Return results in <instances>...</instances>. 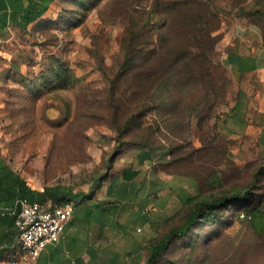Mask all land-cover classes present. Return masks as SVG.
<instances>
[{"label":"rangeland","instance_id":"374dc122","mask_svg":"<svg viewBox=\"0 0 264 264\" xmlns=\"http://www.w3.org/2000/svg\"><path fill=\"white\" fill-rule=\"evenodd\" d=\"M263 31L264 0H55L0 37V155L35 189L62 183L100 194L121 169L128 178L145 169L143 206L170 214L149 231L161 236L183 217L188 194L221 188L211 179L248 186L264 170L259 143L221 130L245 77H264L232 70L225 57L253 53L244 43L263 46ZM198 45L208 62L194 54ZM144 151L152 158L140 164ZM244 211L198 224L158 264H264V232Z\"/></svg>","mask_w":264,"mask_h":264},{"label":"crops","instance_id":"0c3cea01","mask_svg":"<svg viewBox=\"0 0 264 264\" xmlns=\"http://www.w3.org/2000/svg\"><path fill=\"white\" fill-rule=\"evenodd\" d=\"M244 44L253 53L231 51L225 57L226 63L232 70L245 75L264 73V45L259 46L256 39ZM245 78L250 81L236 91L235 100L230 113L222 122L221 130L229 140L237 142L238 139L252 138L264 148V119H258V116L264 118V77ZM254 82L256 86H252ZM253 113L254 118L251 116ZM141 154H137L140 164L152 158L151 154L150 158L142 159ZM126 172V169H121L105 188H98L104 190L102 193L85 191L91 196L71 203L73 212L68 220L71 229L66 232V223L60 238L45 247L35 264H146L147 239L155 238L154 231H149L152 226L160 225L170 214L166 218L156 216L155 212L150 213V209L143 206L141 200L147 195L145 169L137 168L132 178H128ZM191 195L188 194L184 200ZM20 198L0 182V264H5L3 259L18 244L15 213L11 211L20 209ZM119 239L128 242L125 250H111L110 245Z\"/></svg>","mask_w":264,"mask_h":264},{"label":"trees","instance_id":"16d2710c","mask_svg":"<svg viewBox=\"0 0 264 264\" xmlns=\"http://www.w3.org/2000/svg\"><path fill=\"white\" fill-rule=\"evenodd\" d=\"M55 0H0V37L4 35L10 26L27 28L30 24L39 20L48 10ZM203 29V27H201ZM214 28H208L212 32ZM264 33V31H263ZM190 40V39H188ZM264 45V43H263ZM187 46L193 47L192 44ZM197 53L201 55L206 62L209 61L208 50L204 47H196ZM199 51V54H198ZM163 144L151 147L149 150L161 148ZM142 159L150 158V151L142 152ZM172 163V161H171ZM171 163H160L159 169H165ZM158 169V170H159ZM173 171V170H172ZM194 176L191 173H180ZM264 175V170L260 169L253 174V179L249 185L231 184L226 186V178L217 176L211 179V184H217L220 189L216 193L193 194L184 200V215L180 220L174 223L161 236H156L147 246L148 254L146 264H158L165 255L168 248L177 240L185 239L193 228L200 223H209L215 221L221 211L228 208L244 209L242 213L257 228V232H264V197L258 198V191L254 187L259 186V178ZM0 182L10 191L17 193L22 198L30 201H52L59 204L74 203L88 197L83 190H76L73 186L57 183L45 186L42 190L31 188L25 179L20 178L8 164L0 157ZM91 193V192H90ZM263 218L260 227H257L256 221ZM171 261L169 264L173 263ZM176 264V263H175Z\"/></svg>","mask_w":264,"mask_h":264},{"label":"built area","instance_id":"2783aa9c","mask_svg":"<svg viewBox=\"0 0 264 264\" xmlns=\"http://www.w3.org/2000/svg\"><path fill=\"white\" fill-rule=\"evenodd\" d=\"M18 204L20 209L11 211L15 213L18 244L6 255L5 264H35L45 247L60 238L73 206L26 198H20Z\"/></svg>","mask_w":264,"mask_h":264}]
</instances>
